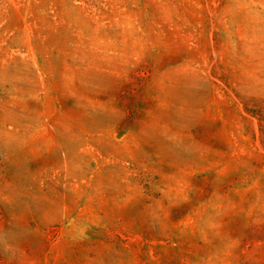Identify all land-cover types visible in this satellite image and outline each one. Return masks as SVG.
Listing matches in <instances>:
<instances>
[{
  "label": "rangeland",
  "instance_id": "374dc122",
  "mask_svg": "<svg viewBox=\"0 0 264 264\" xmlns=\"http://www.w3.org/2000/svg\"><path fill=\"white\" fill-rule=\"evenodd\" d=\"M0 264H264V0H0Z\"/></svg>",
  "mask_w": 264,
  "mask_h": 264
}]
</instances>
